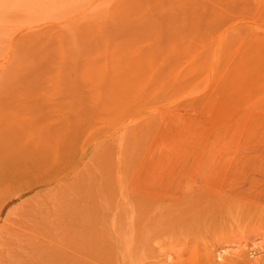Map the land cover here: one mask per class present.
Listing matches in <instances>:
<instances>
[{"label": "rangeland", "instance_id": "rangeland-1", "mask_svg": "<svg viewBox=\"0 0 264 264\" xmlns=\"http://www.w3.org/2000/svg\"><path fill=\"white\" fill-rule=\"evenodd\" d=\"M0 264H264V0H0Z\"/></svg>", "mask_w": 264, "mask_h": 264}]
</instances>
